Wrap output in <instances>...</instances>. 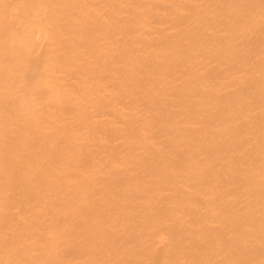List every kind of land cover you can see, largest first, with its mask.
I'll return each instance as SVG.
<instances>
[{
	"label": "bare ground",
	"instance_id": "bare-ground-1",
	"mask_svg": "<svg viewBox=\"0 0 264 264\" xmlns=\"http://www.w3.org/2000/svg\"><path fill=\"white\" fill-rule=\"evenodd\" d=\"M262 260V0H0V264Z\"/></svg>",
	"mask_w": 264,
	"mask_h": 264
},
{
	"label": "snow or ice",
	"instance_id": "snow-or-ice-1",
	"mask_svg": "<svg viewBox=\"0 0 264 264\" xmlns=\"http://www.w3.org/2000/svg\"><path fill=\"white\" fill-rule=\"evenodd\" d=\"M262 2H264V0H262ZM260 264H264V260H262V261L260 262Z\"/></svg>",
	"mask_w": 264,
	"mask_h": 264
}]
</instances>
